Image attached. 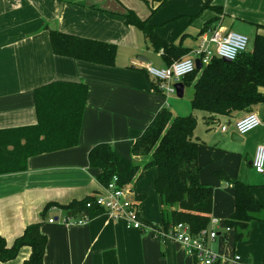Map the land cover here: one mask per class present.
<instances>
[{"label": "crops", "instance_id": "obj_1", "mask_svg": "<svg viewBox=\"0 0 264 264\" xmlns=\"http://www.w3.org/2000/svg\"><path fill=\"white\" fill-rule=\"evenodd\" d=\"M129 10L147 18L163 41L179 46V56L166 59L161 49L151 48L140 29L125 23L123 14ZM50 29L113 44V65L54 54ZM208 29L233 30L250 39L264 34V0H0V129L36 123L34 90L39 86L67 81L88 88L77 146L32 156L26 171L0 175V236L8 246L26 225L41 221L48 202L68 204L99 192L100 170L87 160L95 144L106 142L139 165L147 161L133 156L131 145L162 107L170 110L166 106L170 99L169 106L176 110L183 102L155 90L143 66L165 67L189 56ZM189 89L192 97V85H184L183 96ZM252 111L261 123L241 141L231 139L234 118L208 119L192 109L189 113L197 120L193 137L200 143L199 179L213 188L211 215L219 219L218 237L210 242L211 249L223 257L218 264H233V254L243 259L239 264H264V223L252 221L248 238L240 242L234 241L232 230L224 229L234 210V189L228 179L249 185L264 205V172L252 168L255 148L264 144V103ZM222 124L229 128L221 130ZM155 176L154 168L146 169L131 189L134 196L146 194L138 202L141 218L160 226ZM150 201L156 206L155 215ZM62 215V209L52 206L40 225L47 236L43 264H103L107 250L116 252L118 264H195L177 241L128 228L121 218L102 213L82 224H63L57 220ZM51 217L54 222L48 221ZM29 255L30 248L23 246L14 259L0 264H23Z\"/></svg>", "mask_w": 264, "mask_h": 264}, {"label": "trees", "instance_id": "obj_2", "mask_svg": "<svg viewBox=\"0 0 264 264\" xmlns=\"http://www.w3.org/2000/svg\"><path fill=\"white\" fill-rule=\"evenodd\" d=\"M123 16L125 23L140 29L149 46L155 51L161 49L166 59L172 54L176 58L179 56L177 53L182 49L158 37L147 18L141 19L131 10ZM49 42L56 55L113 65L115 46L111 43L55 29L49 30ZM181 81L184 85H192L191 109L202 112L208 119L215 116L236 118L252 111L255 105L264 103L261 91L264 88V34L256 33L247 51L235 60L226 62L213 56L207 65L195 69ZM151 83L157 90L155 82L151 80ZM87 92L86 84L67 81H53L37 87L34 90L36 123L0 129V175L26 171L27 161L32 156L77 146ZM196 126L197 120L192 114L173 116L167 107H162L131 145L133 156L147 159L143 165L120 156L106 142L90 148L88 164L100 170L96 179L101 188L115 176L118 185H131L143 177L146 169L154 168L153 190L161 203V225L145 222L158 232H168L181 223L196 234L208 227L213 208V188L199 179L197 150L200 143L193 137ZM228 180L234 189V210L224 226L232 230L234 241L240 242L248 238L252 221L264 223V205L254 197L249 185L237 179ZM93 195L68 204L48 202L41 212V221L26 225L10 246L0 236V262L14 259L21 247L28 246L30 255L23 264H43L47 236L41 232L40 225L47 210L57 206L65 216L86 215L91 219L105 213L97 206L86 207ZM145 197L143 192L135 199L140 202ZM102 263L118 264L116 252H103Z\"/></svg>", "mask_w": 264, "mask_h": 264}, {"label": "built area", "instance_id": "obj_3", "mask_svg": "<svg viewBox=\"0 0 264 264\" xmlns=\"http://www.w3.org/2000/svg\"><path fill=\"white\" fill-rule=\"evenodd\" d=\"M250 39L247 35L229 30L221 32L220 30H206L202 36V41L198 48L186 57L178 59L165 67H156L146 64L143 69L154 82H156L157 90L163 95L176 94L174 84L182 80V78L195 70V59L197 58L202 66L209 63L213 56L235 60L240 54L249 48ZM261 120L257 113L249 111L235 118L232 122L234 131L244 136L248 132L257 128ZM221 130L225 131L229 128L227 124L221 125ZM252 168L256 173L264 172V144L257 145L252 157ZM97 206L102 208L105 213L114 218L124 220L128 228L137 230H149L155 236L161 238H171L177 241L192 257L195 264H218L223 257L214 252L210 247V242L218 237L217 225L219 219L211 215L207 228L193 234L184 224H177L168 232H158L152 225L147 224L140 216L138 210V202L135 199L130 184L118 185V178L113 177L107 185L103 186L92 199L86 202V207ZM61 223L82 224L89 220L88 216H65L57 218ZM49 222H54V218H49ZM226 231L231 230L225 227ZM155 232V233H154ZM242 258L233 254L230 262L233 264L241 263Z\"/></svg>", "mask_w": 264, "mask_h": 264}, {"label": "rangeland", "instance_id": "obj_4", "mask_svg": "<svg viewBox=\"0 0 264 264\" xmlns=\"http://www.w3.org/2000/svg\"><path fill=\"white\" fill-rule=\"evenodd\" d=\"M250 39V38H249ZM168 98L170 97V98H175V99H178V100H181L183 103L182 104H180V107H179V109L178 110H176V109H174V108H171V106H169V105H171L170 104V101H171V99L169 100V102H168V104L166 105V106H168L169 108H170V110H171V112H172V115H175V113H178V115H185V114H189L190 112H191V106H190V97H191V92H190V89H189V91L187 90V94L185 95V96H183V97H181V98H178L175 94H170V95H168L167 96ZM176 111V112H175ZM196 112V111H195ZM235 119V118H234ZM233 119V120H234ZM233 122V121H232ZM253 155H254V153H253ZM146 161H144V162H142L141 164H143V163H145ZM140 164V163H139ZM151 168V167H150ZM145 184H146V187H148L149 186V184H147L146 182H145ZM260 202V201H259ZM150 203V207H151V209L154 211V214L153 215H155L156 213H155V211H156V206L155 205H153L152 204V201H150L149 202ZM58 212V211H57ZM59 213V212H58Z\"/></svg>", "mask_w": 264, "mask_h": 264}, {"label": "water", "instance_id": "obj_5", "mask_svg": "<svg viewBox=\"0 0 264 264\" xmlns=\"http://www.w3.org/2000/svg\"><path fill=\"white\" fill-rule=\"evenodd\" d=\"M222 60H224L226 62H230L231 61V60H229L227 58H222ZM194 62H195V69L196 70H200L201 67H202L200 61L196 58ZM174 87H175V91H176V96L178 98L183 97V91H184V84H183V82L182 81L176 82L174 84ZM231 139L233 141H241L242 140V136L239 135V134H237L235 131H233L231 133Z\"/></svg>", "mask_w": 264, "mask_h": 264}]
</instances>
